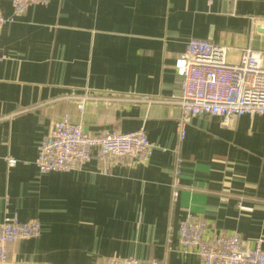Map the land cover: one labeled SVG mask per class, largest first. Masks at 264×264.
I'll return each instance as SVG.
<instances>
[{
	"label": "crops",
	"instance_id": "crops-1",
	"mask_svg": "<svg viewBox=\"0 0 264 264\" xmlns=\"http://www.w3.org/2000/svg\"><path fill=\"white\" fill-rule=\"evenodd\" d=\"M0 10L12 15L13 0ZM192 38L230 47L229 61L264 49V0H50L0 30V225L42 224L39 236L11 245L13 264H203L179 247L187 211L209 234L236 232L244 246L264 247V116L223 125L199 115L179 140L175 61ZM64 114L89 134L144 128L166 150L41 173L38 146Z\"/></svg>",
	"mask_w": 264,
	"mask_h": 264
},
{
	"label": "built area",
	"instance_id": "built-area-1",
	"mask_svg": "<svg viewBox=\"0 0 264 264\" xmlns=\"http://www.w3.org/2000/svg\"><path fill=\"white\" fill-rule=\"evenodd\" d=\"M50 0H13V13L5 16L0 10V30L23 16L32 6L47 5ZM237 1V0H234ZM214 0H207L209 5ZM231 48L207 39L192 38L186 50L176 59V73L182 79L177 96L179 107L177 132L180 141L187 136L193 117L209 114L221 118L223 125L243 115L264 116V49L246 47L239 59L228 60ZM3 58L0 56V61ZM145 99V97H144ZM157 102V99H146ZM86 98L79 102L81 110ZM160 147L151 142L144 128L123 133L105 130L89 134L82 124L74 123L69 114L58 118L38 146L35 164L41 173L71 171L97 158L103 166L132 160L147 161ZM10 165L15 164L9 158ZM172 182V199L176 202L182 187V169L178 164ZM207 224L187 211L179 227L182 252L196 253L203 264H264L263 240L253 247L244 246L238 233L207 232ZM42 224L38 219L21 222L7 218L0 225V264L11 262V245L22 238L39 236ZM106 264H164L158 259L111 258Z\"/></svg>",
	"mask_w": 264,
	"mask_h": 264
}]
</instances>
